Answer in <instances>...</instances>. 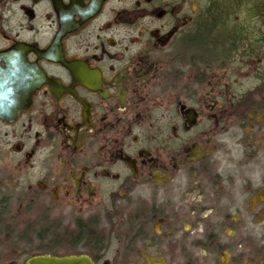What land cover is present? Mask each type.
Listing matches in <instances>:
<instances>
[{"label": "flooded vegetation", "instance_id": "1", "mask_svg": "<svg viewBox=\"0 0 264 264\" xmlns=\"http://www.w3.org/2000/svg\"><path fill=\"white\" fill-rule=\"evenodd\" d=\"M207 1L0 0V241L52 221L36 255L264 264V11Z\"/></svg>", "mask_w": 264, "mask_h": 264}, {"label": "rangeland", "instance_id": "2", "mask_svg": "<svg viewBox=\"0 0 264 264\" xmlns=\"http://www.w3.org/2000/svg\"><path fill=\"white\" fill-rule=\"evenodd\" d=\"M255 2H260V4H264L263 0H254ZM250 0H238L236 4L237 7L239 8L236 11H233L231 14H233V19H234V27H243L246 25L247 26L250 24L251 27L257 26L258 22V15L259 14H254L252 9V3ZM248 4V6H246ZM251 4V5H250ZM208 5L207 0H182V22H187L188 25L196 20V17H198V13L202 8H206L205 6ZM233 5V6H235ZM251 6V7H250ZM249 19V23L246 22V20ZM186 23V24H187ZM185 24V25H186ZM245 24V25H243ZM243 25V26H242ZM255 42L251 41V44ZM264 62V61H263ZM262 63V62H261ZM253 81H251V86ZM15 174H18V172L10 174L12 175L13 179H15ZM20 175V174H19ZM9 175L6 174V177ZM5 182L7 185H12V182L9 181L8 179ZM52 220V219H51ZM12 232H9V236L3 237L2 240L0 241V247L6 248V249H14L18 248L20 250L27 251V255L24 257H21L19 260L18 259H12L9 257H0V262L2 260H6L5 264H23L25 260L31 256V255H36L39 253H43L42 251L47 250L45 247L47 244H49L50 240L54 238V234L58 231L56 229L55 224L50 221L48 223H44L42 225L38 224L37 222H29L25 223L22 226H17L11 227ZM30 243L29 245L27 243ZM41 244L43 245V249L41 247Z\"/></svg>", "mask_w": 264, "mask_h": 264}, {"label": "water", "instance_id": "3", "mask_svg": "<svg viewBox=\"0 0 264 264\" xmlns=\"http://www.w3.org/2000/svg\"><path fill=\"white\" fill-rule=\"evenodd\" d=\"M5 101L6 95L0 94V115L3 112L2 108ZM26 264H91V262L76 256L56 257L50 254H40L31 257Z\"/></svg>", "mask_w": 264, "mask_h": 264}, {"label": "trees", "instance_id": "4", "mask_svg": "<svg viewBox=\"0 0 264 264\" xmlns=\"http://www.w3.org/2000/svg\"><path fill=\"white\" fill-rule=\"evenodd\" d=\"M237 1L238 0H212L210 3L213 4V6L215 5L216 8H219L221 12L228 11V12H231L232 13L233 11H236L237 9H239V8H236L238 4L235 5V3ZM252 1H254V0H250V2H252ZM233 5H235V6H233ZM246 6H248V4H246ZM252 6L253 7H252L251 11H253L254 14H259L260 12L264 11V4L263 3L260 4V2H255L254 1L252 3ZM236 31H237V28H236Z\"/></svg>", "mask_w": 264, "mask_h": 264}]
</instances>
